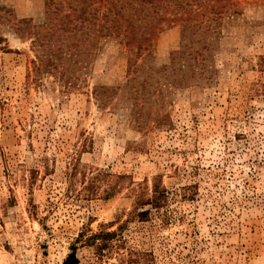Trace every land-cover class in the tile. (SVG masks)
<instances>
[{
    "label": "rangeland",
    "instance_id": "1",
    "mask_svg": "<svg viewBox=\"0 0 264 264\" xmlns=\"http://www.w3.org/2000/svg\"><path fill=\"white\" fill-rule=\"evenodd\" d=\"M203 1L41 61L46 0H0V264H264V0Z\"/></svg>",
    "mask_w": 264,
    "mask_h": 264
},
{
    "label": "trees",
    "instance_id": "2",
    "mask_svg": "<svg viewBox=\"0 0 264 264\" xmlns=\"http://www.w3.org/2000/svg\"><path fill=\"white\" fill-rule=\"evenodd\" d=\"M107 1L108 3L102 8V0H46L48 17L41 25L45 30L37 29L34 26L31 31L35 33L36 45L40 44L44 47L45 52L39 55L41 61H44V57L49 59L52 57L48 47L54 51L56 50L52 47L55 43L53 42L54 38H62V41L68 40V45L75 44L73 38H78L81 42L88 40L87 42L95 44L101 37L106 35L109 38L112 36L118 38L125 45L138 42L140 48L142 41L150 39L155 32L163 29L160 21L164 17L160 10H175V14L181 10L180 17L184 20L182 26L187 34H192L195 31V26L200 25L202 21L197 18L199 10L208 5L207 1H203V5L202 0ZM1 7L4 6L0 4V9ZM211 9L214 12H220L217 7L212 6ZM195 18L198 19V23L192 22ZM213 18L211 15L206 17V19ZM16 24H18L16 28L22 31L31 27L27 18L20 19ZM76 45L78 46L79 43L76 42ZM89 49L87 45H83L78 52L87 54ZM66 51L70 55L72 54L71 49H66ZM167 199V188L157 182L154 184L153 195L147 203L156 209H160ZM148 212L149 209H145L139 213L144 215ZM116 233V230L100 231L91 235V237L102 236L108 238ZM63 264H79V257L75 248L68 253Z\"/></svg>",
    "mask_w": 264,
    "mask_h": 264
}]
</instances>
